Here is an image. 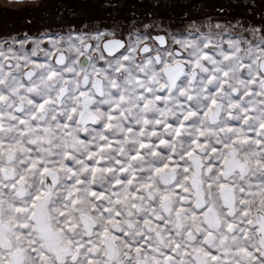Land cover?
<instances>
[{
  "label": "snow or ice",
  "instance_id": "6c2138e0",
  "mask_svg": "<svg viewBox=\"0 0 264 264\" xmlns=\"http://www.w3.org/2000/svg\"><path fill=\"white\" fill-rule=\"evenodd\" d=\"M0 264H264V0H0Z\"/></svg>",
  "mask_w": 264,
  "mask_h": 264
}]
</instances>
